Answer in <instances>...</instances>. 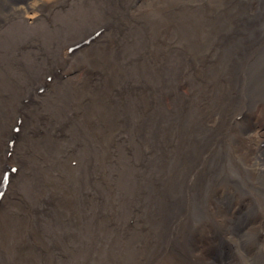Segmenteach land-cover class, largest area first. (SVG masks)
Returning <instances> with one entry per match:
<instances>
[{
    "label": "bare ground",
    "instance_id": "1",
    "mask_svg": "<svg viewBox=\"0 0 264 264\" xmlns=\"http://www.w3.org/2000/svg\"><path fill=\"white\" fill-rule=\"evenodd\" d=\"M0 264H264V0H0Z\"/></svg>",
    "mask_w": 264,
    "mask_h": 264
},
{
    "label": "rangeland",
    "instance_id": "2",
    "mask_svg": "<svg viewBox=\"0 0 264 264\" xmlns=\"http://www.w3.org/2000/svg\"><path fill=\"white\" fill-rule=\"evenodd\" d=\"M57 11H55L54 12V14H53V16H52V18H50V19H45V18H43V20H40V22L39 23H41L42 22V26L44 27V26H46L47 27V29L50 31V29L52 28V27H58L59 26V24H58V22H63V21H58V20H61V19H65V18H67L66 17V14L63 12V13H60V14H58L57 15ZM41 26V25H40ZM33 27H38V25H36V24H33ZM32 29V28H31ZM31 29H27V28H24V30L27 32L28 30H31ZM72 48H74V47H71V49ZM73 163V165H75V163H76V161H74V162H72ZM107 247H108V245H106ZM92 253H93V251H92ZM95 253V252H94ZM93 253V255L95 256V257H93V259L95 258H97L98 256H97V254L95 253L94 254ZM92 257V256H91Z\"/></svg>",
    "mask_w": 264,
    "mask_h": 264
}]
</instances>
